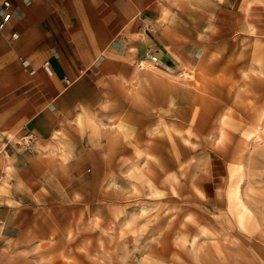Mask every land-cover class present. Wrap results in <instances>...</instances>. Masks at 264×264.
Here are the masks:
<instances>
[{
  "label": "rangeland",
  "instance_id": "374dc122",
  "mask_svg": "<svg viewBox=\"0 0 264 264\" xmlns=\"http://www.w3.org/2000/svg\"><path fill=\"white\" fill-rule=\"evenodd\" d=\"M204 14L190 4L173 31L160 21L163 73L144 74L147 63L118 97L103 95L99 111L89 105L99 92L77 85L69 100L82 109L66 107L55 146L35 152L59 168L69 128L89 135L79 146L77 188L43 204L46 218L29 234L0 243V264H264V16L251 34L226 29L220 11L202 30L205 47L196 30ZM143 40L154 43L147 31ZM178 40L199 53L174 51ZM148 89L169 93L141 102ZM210 169L219 181L203 194L196 186ZM0 194L7 197L8 186Z\"/></svg>",
  "mask_w": 264,
  "mask_h": 264
},
{
  "label": "crops",
  "instance_id": "0c3cea01",
  "mask_svg": "<svg viewBox=\"0 0 264 264\" xmlns=\"http://www.w3.org/2000/svg\"><path fill=\"white\" fill-rule=\"evenodd\" d=\"M167 1L0 0V182L1 176H5V165L13 167V172L5 176L7 185H0V189L8 186L9 191L7 197L0 194L3 247L10 245L17 234H29L36 223L46 218L43 204L64 196L63 192L71 186L77 188L81 176L79 146L81 142H89V135L79 136L73 127L69 128L65 141L68 157L59 168L47 165L35 153L36 148L39 152V148L52 150L55 146V133L63 124L61 116L66 107L70 105L74 114L82 109L77 99L69 100V96L75 98L72 93L77 85L99 92V99L90 96L89 102L93 110L99 111L103 95L118 97L128 86V78L142 71L139 63L142 67L150 63L146 51H151L160 62L150 63L144 74L151 78L157 76L149 67L163 73L165 56L160 52L159 35L163 33L158 24L164 21L168 30L173 31L190 4L206 13L196 26L205 47L206 35L202 30L210 28L220 11L227 15L226 29L232 31L243 28L251 33L260 24H256L260 14L264 16V0ZM2 13L11 14L5 24H2ZM234 15L237 19L241 17L242 22L238 23ZM146 31L155 44L143 40ZM175 44L174 51L178 53L181 49L189 57L195 56L192 51L199 53L198 46L189 41L178 40ZM24 62L29 65L28 69L22 66ZM45 62L49 63L50 76L42 69ZM129 66H135L133 71ZM64 79L69 81L68 85ZM167 93L157 95L148 89L141 102L153 100L151 94L164 100ZM206 174L204 183L196 186L203 194L202 188L216 190L215 184L219 181H214L211 169ZM5 199L12 205L7 206Z\"/></svg>",
  "mask_w": 264,
  "mask_h": 264
},
{
  "label": "built area",
  "instance_id": "2783aa9c",
  "mask_svg": "<svg viewBox=\"0 0 264 264\" xmlns=\"http://www.w3.org/2000/svg\"><path fill=\"white\" fill-rule=\"evenodd\" d=\"M10 16H11L10 13H2V24L7 23L8 20L10 19ZM146 54L148 55V58H149V60H150L152 63L156 64V63L158 62L157 57H156L155 55H153L151 51H149V50L146 51ZM139 64H140V63H139ZM140 67H141V65H140ZM42 69H43V71L46 73V75L50 76V75L52 74L48 62L43 63V65H42ZM64 82H65L66 85L69 84V81H68L67 79H64Z\"/></svg>",
  "mask_w": 264,
  "mask_h": 264
},
{
  "label": "bare ground",
  "instance_id": "6f19581e",
  "mask_svg": "<svg viewBox=\"0 0 264 264\" xmlns=\"http://www.w3.org/2000/svg\"><path fill=\"white\" fill-rule=\"evenodd\" d=\"M146 58L148 59V61H149L150 63H152V62L149 60L147 54H146ZM152 64H154V63H152ZM24 65H27V62H25ZM140 65H141V67H140ZM144 65H145V64H143V66H144ZM144 67H145V66H144ZM140 68L143 70L142 64H139V69H140ZM161 71H162V70H161ZM135 72H136V70L134 71V73H135ZM183 75H184L183 77H185V79H186V78H188V79L190 78V76H189L190 74L188 75L187 73L184 72ZM192 78H193V77H192ZM250 134H251V133H250ZM251 135H252V134H251ZM249 138H250V137H249ZM251 138H252V139L254 138L255 140L258 141L259 136H258L257 133H254L253 136H251ZM236 159H237V158H236ZM237 161H238V160H237ZM236 199H239V198L237 197ZM239 201H240V200H239ZM239 201H238V202H239ZM238 202H237V203H238ZM239 203H240V202H239ZM243 204H244V203H243ZM245 207H246V206H245ZM246 209H247V208H244L243 205H242L241 211H240V209H239V212H238V217H239V219H242V218L246 215V213H247V210H246ZM248 212H249V210H248Z\"/></svg>",
  "mask_w": 264,
  "mask_h": 264
}]
</instances>
